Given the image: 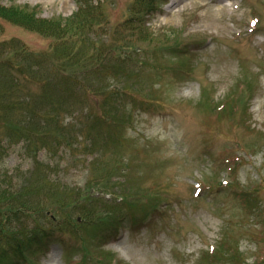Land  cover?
<instances>
[{"label":"rangeland","instance_id":"374dc122","mask_svg":"<svg viewBox=\"0 0 264 264\" xmlns=\"http://www.w3.org/2000/svg\"><path fill=\"white\" fill-rule=\"evenodd\" d=\"M82 1L0 3L57 21ZM137 1L94 0L96 68L67 101L72 43L0 18V175L55 219L39 223L57 242L31 259L264 264V0ZM112 91L127 107H104ZM8 195L17 207L0 178V213Z\"/></svg>","mask_w":264,"mask_h":264},{"label":"trees","instance_id":"16d2710c","mask_svg":"<svg viewBox=\"0 0 264 264\" xmlns=\"http://www.w3.org/2000/svg\"><path fill=\"white\" fill-rule=\"evenodd\" d=\"M90 2L91 0H83L79 3V8L76 13L71 17L60 18L57 21L38 18L36 8H31L29 6L7 7L0 3L1 19L33 32H53V37L57 43H72L69 51L75 55L71 56L66 54L63 56L66 62L72 64L69 72H67L68 69L63 70L65 73L61 79L66 101L73 97H77L79 91L87 90L81 73L84 72L82 69L85 68L86 71L92 70L90 64H92L91 60L94 58L89 57L91 45L87 38L89 31L93 27L94 14L98 7H95ZM153 10L154 8L151 1L143 4L141 0H138L134 7V11L138 13H151ZM56 42L52 43V47L58 45ZM94 63L96 64L97 61ZM120 104L118 105V103L110 102L109 97L104 102V106L107 107H119ZM62 107H69L66 108V114L72 116L74 121L78 119V114L70 108L75 106L64 104ZM48 121L50 123L52 122L51 119ZM67 140L69 139L65 137L57 140L48 139L47 144L50 146L52 143H54V145L57 143L62 144ZM3 182L10 191H16L18 188H22V190L25 189V187L14 184L12 181L4 179ZM13 193L16 195L18 206H12L9 210L0 213V264H26L28 259L25 254L34 246L49 242L51 238L49 232L42 229L39 224L40 217L36 216V221L33 222L26 218H33L35 216L34 214L40 211V207L28 196L22 194L21 191L17 190ZM6 200L12 202L13 197L8 195ZM28 211H30L29 214L26 213Z\"/></svg>","mask_w":264,"mask_h":264}]
</instances>
